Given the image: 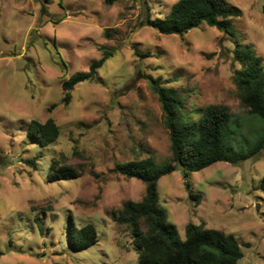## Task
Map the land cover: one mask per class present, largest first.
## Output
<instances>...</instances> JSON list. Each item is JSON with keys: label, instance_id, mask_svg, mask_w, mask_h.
<instances>
[{"label": "rangeland", "instance_id": "obj_1", "mask_svg": "<svg viewBox=\"0 0 264 264\" xmlns=\"http://www.w3.org/2000/svg\"><path fill=\"white\" fill-rule=\"evenodd\" d=\"M177 1L0 0V264H140L132 228L119 216L128 200L143 198L146 185L116 165L149 156L163 164L172 156L149 77L183 92L194 119L198 109L227 106L241 123L233 139L238 149L263 130L233 75L241 67L236 39L264 63V0H228L242 10L233 18L236 36L206 22L183 36L146 24ZM105 52L113 56L63 103L62 83ZM49 118L60 135L42 145L29 125ZM55 162L80 176L52 181ZM186 180L179 166L158 182L159 205L179 236L185 239L190 221L233 233L244 253L239 264H264V150L193 172L190 187ZM71 222L94 224L99 241L76 250Z\"/></svg>", "mask_w": 264, "mask_h": 264}, {"label": "trees", "instance_id": "obj_2", "mask_svg": "<svg viewBox=\"0 0 264 264\" xmlns=\"http://www.w3.org/2000/svg\"><path fill=\"white\" fill-rule=\"evenodd\" d=\"M109 4L114 0H106ZM242 10L228 0H178L171 11L164 17L146 18V24L165 35L183 36L189 27L206 22L218 30L236 36L233 30V18L240 17ZM110 35V29L105 30ZM235 58L241 64L233 75L238 95L248 114L259 120L264 126V63L251 45H243L235 40ZM113 56L105 52L99 59H94L87 71L74 73L62 83L63 103L68 104L75 86L91 79L97 71ZM155 93L158 95L164 114V123L171 139V158L159 164L149 156L118 163L116 170L137 178L145 183L146 192L140 201L128 200L119 216L122 223L131 226L134 244L138 251L140 264H239L244 256L242 244L237 236L220 229L209 228L203 224L188 222L185 227V239H182L176 225L168 221L165 209L160 207L159 180L179 166L183 169L186 186L193 172L210 165L225 161L239 164L255 158L264 150V128L258 132L254 142L245 149H238L233 139L239 135L241 123L233 119L227 106L209 105L198 109L200 115L192 118V109H188L186 96L176 87H169L162 79L149 77ZM236 125V127H234ZM29 136L40 144L48 145L57 140L60 128L55 120L45 122L32 120ZM35 166L34 160L28 161ZM52 164V181L78 178L80 174L71 166L57 168ZM264 187V182L262 183ZM40 221V217L38 218ZM69 225V234L73 247L86 250L98 241V231L90 223L77 228L73 222ZM143 226L146 229H143ZM39 227L42 228L40 222ZM249 246V245H247ZM4 251L0 242V258Z\"/></svg>", "mask_w": 264, "mask_h": 264}, {"label": "water", "instance_id": "obj_3", "mask_svg": "<svg viewBox=\"0 0 264 264\" xmlns=\"http://www.w3.org/2000/svg\"><path fill=\"white\" fill-rule=\"evenodd\" d=\"M194 27H197V25L194 24V25L190 26L189 29L194 28Z\"/></svg>", "mask_w": 264, "mask_h": 264}]
</instances>
